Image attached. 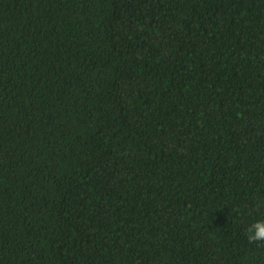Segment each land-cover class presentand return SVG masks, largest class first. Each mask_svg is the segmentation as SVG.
Masks as SVG:
<instances>
[{
  "label": "trees",
  "instance_id": "1",
  "mask_svg": "<svg viewBox=\"0 0 264 264\" xmlns=\"http://www.w3.org/2000/svg\"><path fill=\"white\" fill-rule=\"evenodd\" d=\"M264 0H0V264H264Z\"/></svg>",
  "mask_w": 264,
  "mask_h": 264
},
{
  "label": "clouds",
  "instance_id": "2",
  "mask_svg": "<svg viewBox=\"0 0 264 264\" xmlns=\"http://www.w3.org/2000/svg\"><path fill=\"white\" fill-rule=\"evenodd\" d=\"M247 239L250 243L264 246V220H257L247 230Z\"/></svg>",
  "mask_w": 264,
  "mask_h": 264
}]
</instances>
